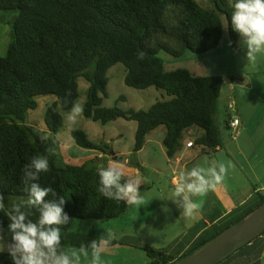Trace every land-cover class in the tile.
I'll return each mask as SVG.
<instances>
[{"label": "trees", "instance_id": "1", "mask_svg": "<svg viewBox=\"0 0 264 264\" xmlns=\"http://www.w3.org/2000/svg\"><path fill=\"white\" fill-rule=\"evenodd\" d=\"M210 1L212 8L202 7L197 0H0V12L17 14L12 42L6 55L0 56V193L10 200L26 199L24 166L37 152L48 156L51 171L41 173L40 180L32 182L51 186L66 199L64 211L72 222L61 227L58 254L68 246L79 249L81 244L89 246L93 240L98 241L92 234L69 232L75 220H117L134 205L105 198L98 191L99 168L88 161L58 166L59 141L55 145L57 138L42 141L29 124L28 114L38 110L40 97L53 98L46 105L44 121L50 133L58 134L64 123L62 114L78 102L79 81L83 80L89 84L83 116L103 125L120 119L137 122L134 153L142 151L148 136L162 126L169 159L180 154L194 129L203 131L193 142L194 147L216 152L222 141L215 118L223 89L228 84H243L245 79L235 75L194 76L187 68L166 72L159 56L161 52L175 58L187 52L207 54L220 48L225 32L232 48H239L243 38L231 25L234 2ZM138 50L147 54L143 60L137 59ZM119 63L127 69V86L164 90L170 99L158 101L145 111L105 108L108 72ZM72 136L78 147L111 155L109 144L96 145L83 130L73 131ZM49 147H55V153H48ZM146 189L140 185V192ZM53 199L51 194L45 198ZM258 199L255 207L234 221L203 233L180 258L171 259L159 250H144L153 264H175L258 209L264 204V196L258 195ZM12 203L6 202L0 211V235L4 240L11 238L7 211ZM21 210L28 213L26 220L38 222V207L22 205ZM113 244L116 242L111 241ZM0 264H13L8 253H0Z\"/></svg>", "mask_w": 264, "mask_h": 264}, {"label": "crops", "instance_id": "2", "mask_svg": "<svg viewBox=\"0 0 264 264\" xmlns=\"http://www.w3.org/2000/svg\"><path fill=\"white\" fill-rule=\"evenodd\" d=\"M239 48L237 50H240ZM229 69L226 74L218 76L235 75L245 79L243 84H228V88L223 89L221 95L227 96V103L234 100L236 104L237 111L234 115L237 114L241 121L239 138L237 141L232 138V132L228 128V119L232 115L227 108V113L222 118L225 130L217 151L207 153L201 146L188 148L189 142H194L203 134V131L194 129L188 134L187 143L180 154L175 159L168 158L169 164L173 166L168 176H174L172 181L174 187L182 181L191 182L192 178L188 173L194 167L208 169L219 163L226 166L231 164L234 167H228L224 180L214 190L202 196L192 197L194 201L202 204V207L191 217L182 214L183 210L178 206L182 202V197L174 195V188H166L168 194H165L159 187L162 200L169 206L154 205L149 208L142 205L137 218L132 215L128 218L122 216L114 219L112 225L96 223L93 232L75 231L92 234L99 240L101 235L107 236L108 228L113 227L114 231H110H113L112 241H115L116 245H109L104 250L101 264H153L145 248L165 252L171 259L180 258L203 233L234 221L243 212L259 203L258 195L264 196V51L256 53L254 60L243 61L241 65H234ZM184 194L191 195L187 190ZM115 222L130 224L138 232L131 229L124 232ZM157 235L160 241H153L158 239ZM78 250L68 246L63 253L73 260L79 255L80 264H90L91 249H88L87 257ZM219 264H264V235L244 245Z\"/></svg>", "mask_w": 264, "mask_h": 264}, {"label": "rangeland", "instance_id": "3", "mask_svg": "<svg viewBox=\"0 0 264 264\" xmlns=\"http://www.w3.org/2000/svg\"><path fill=\"white\" fill-rule=\"evenodd\" d=\"M197 1L202 7L212 8V2L210 0ZM230 1L235 2V0ZM16 15V13L0 12V56L6 55L8 46L12 42L13 20H15ZM239 47L240 50L237 51L232 48L230 39L225 32L220 48L207 54L194 55L187 52L183 57L175 58L166 55L164 52H161L159 56L165 62L166 72L175 71L180 68H187L194 76L216 77L221 74H226L230 71V67L234 65L239 66L243 61L247 60V48L244 44V39L241 40ZM126 70V67L120 63L109 70L108 77L110 81L108 85L107 97L104 98L103 104L105 108L119 107V109L123 111H129L131 109L145 111L149 110L158 101L170 99L164 90H159L156 88L142 90L127 86L125 83ZM227 88L228 85H225L224 89ZM79 90L78 103L85 107L89 84L83 80H80ZM52 101H54L53 98L40 97L38 99V110L30 112L27 118L29 124L33 126L36 129V132L41 136H46L47 139L59 137L58 141L60 146L56 154V164L58 166H65L67 164L79 165L84 163V161H88L90 166H94V168H100L107 167L113 158L126 159L129 161L127 169L128 175L139 177L141 180L140 185L148 188L140 192V195L144 200L143 205H147L149 208L154 207V205L169 206L164 200H162V197L159 193V187L165 194H168V192L165 190L166 188H174L173 190H175L176 187L172 186L174 176H168V173H171L173 170V166L169 164L170 162L162 142L166 135L164 126L156 129L148 136L142 151L134 153L133 150L138 128V124L135 121L120 119L103 125L101 123H96L93 120L86 119L83 116V112L82 116L78 118L76 124L69 127L65 120V114L67 112H64L62 114L64 118L62 129L56 135L50 133L44 121V113L46 111L47 103H51ZM227 102V96H221L215 118L216 125L219 128L221 136L225 130L222 118H224L223 115L227 113ZM231 115L233 116L234 112H231ZM75 130L85 131L89 137V140L94 142L96 145L101 146L104 144H109L112 148V152L115 154H112L111 152V155H104L100 152L94 151V149H84L78 147L72 139V133ZM62 145H66V147ZM164 174L165 176H163ZM127 178L128 177L126 176L125 179ZM6 202H19V200L17 199V201H15L10 200L9 197H4V203ZM141 207L142 206L137 207L134 205L131 211L129 210L123 216L128 218V216L132 215L134 218H137V214L140 213L139 208ZM166 219L169 221L168 217H166ZM98 222L99 221L93 220H75L68 230L69 232H93L95 231V225ZM112 223L113 220H111L108 224L100 222V225H112ZM116 224H119L118 228L124 230V232H127L130 229L137 230L132 227V225H125L123 222ZM108 230L109 233L114 231L113 227L108 228ZM136 232H138V230ZM157 238L158 239L153 241H160L158 235ZM4 241L10 242L11 238H7ZM4 253L7 252L5 251Z\"/></svg>", "mask_w": 264, "mask_h": 264}, {"label": "clouds", "instance_id": "4", "mask_svg": "<svg viewBox=\"0 0 264 264\" xmlns=\"http://www.w3.org/2000/svg\"><path fill=\"white\" fill-rule=\"evenodd\" d=\"M231 25L243 39L246 45V59H255V54L264 51V0H235L231 5ZM147 54L138 50L137 59L143 60ZM84 107L74 102L70 111L65 114V120L69 127L75 125L78 118L82 116ZM40 139L46 140V136ZM59 137L53 141L57 143ZM65 146L66 145H62ZM48 153H55V147L46 149ZM129 161L123 158H113L107 167H100L98 175L100 187L98 191L108 199L124 201L128 205L140 207L144 200L140 195L141 180L139 177L128 175ZM219 163L215 166L204 169L194 167L188 173L191 182H180L175 187L174 195L182 197L178 204L182 208V214L187 217L193 216L202 204L197 203L192 197L202 196L208 191L214 190L222 183L227 174L228 167ZM51 171L47 155L37 152L29 163L23 168V191L27 193L26 199L18 198L19 202H13L7 211V218L11 221L8 231L11 233V241H4L0 235V253L7 252L13 264H80L79 255L70 259L69 255L57 249L61 244V227L72 222V218L64 211L66 199L60 196L53 187L41 186L40 183L32 181L40 180L41 173ZM128 177L125 179V177ZM124 181L121 183V181ZM115 189V191H113ZM185 190L191 195H185ZM51 194L56 199L46 201L45 198ZM29 208L38 207L40 216L38 222L26 220L28 213L21 210V206ZM5 209L4 196L0 193V211ZM114 234L93 240L89 246L81 244L79 253L87 257L89 247L91 249L90 264H101V256L104 250L110 245Z\"/></svg>", "mask_w": 264, "mask_h": 264}, {"label": "water", "instance_id": "5", "mask_svg": "<svg viewBox=\"0 0 264 264\" xmlns=\"http://www.w3.org/2000/svg\"><path fill=\"white\" fill-rule=\"evenodd\" d=\"M112 154L115 153L112 152ZM263 234L264 204L199 251L175 264H217L231 257L241 245L254 241Z\"/></svg>", "mask_w": 264, "mask_h": 264}, {"label": "built area", "instance_id": "6", "mask_svg": "<svg viewBox=\"0 0 264 264\" xmlns=\"http://www.w3.org/2000/svg\"><path fill=\"white\" fill-rule=\"evenodd\" d=\"M228 110L231 112L236 113L237 111V107L236 104L234 102V100H231L228 104ZM240 126H241V121H240V117L236 114L235 116H231V118H229L228 120V128L230 129V131L232 132V138L234 141H237V139L240 136ZM188 148H192L194 147V143L193 142H189L187 144Z\"/></svg>", "mask_w": 264, "mask_h": 264}]
</instances>
